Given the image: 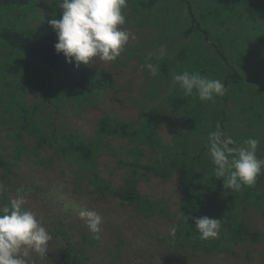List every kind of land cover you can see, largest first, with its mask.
Returning a JSON list of instances; mask_svg holds the SVG:
<instances>
[{
  "label": "rangeland",
  "instance_id": "obj_1",
  "mask_svg": "<svg viewBox=\"0 0 264 264\" xmlns=\"http://www.w3.org/2000/svg\"><path fill=\"white\" fill-rule=\"evenodd\" d=\"M32 1L35 5L34 8L31 6L27 8L26 24L41 32L50 30L52 27L47 21L54 16V11L50 8L52 0ZM241 1L248 11L259 10L261 14L264 13V0ZM156 8H160V19L165 18L174 25L172 29H168L165 37L160 26L155 24L157 17L154 16V12L153 23H146L144 19L147 16L143 15L141 11H135L127 0V7L123 9L126 23L121 27L134 33L136 38H130L123 51L131 47H139L144 52L142 53L144 61L141 62L136 57L127 61L125 55L121 53L119 56L121 64L119 65L115 64L116 61L105 63L98 60H94L87 66L81 64L82 68L94 73L99 70L110 71L114 77L113 86L105 88L97 96L89 98V103H81L78 108L69 104L65 108L61 106L59 110L53 112L50 111L49 106L46 109L44 107L40 112V117L47 125L45 133L49 134L51 128L54 127L55 135L59 139L64 134L94 138L98 120L102 115L107 114L114 119L123 121L136 120L141 113V104L148 101L153 102L155 107L159 104L162 106V109L158 111L160 114L171 116L167 103L162 102H164V96L165 98L168 95L176 97L183 93L179 85L173 86V77L179 73L172 67L162 71V75L159 73L153 77L149 73V77H147V69L142 68V65L146 62L153 63L155 58L160 57V52H157L158 49H156L158 47L166 49L165 56L172 59L177 55L176 48L182 46L187 54H185L184 61L186 60L190 66V72L198 71L210 79H219L225 86L227 80L230 79L228 77L238 79V84L233 91V109L229 107L228 102L232 99H224L229 95L228 91L223 97H216L222 104L220 108L222 113L217 115L215 120L217 123H220L221 120L225 122L228 119L229 111L231 118L226 122L225 128L223 123L221 130L236 141V146L241 145L248 138L257 139L258 137H260L259 145L261 146L264 143V107L261 110L259 105L263 104L260 99H264V89L262 88L264 38L260 41V37L264 36L258 31L259 27L254 25L255 13H252L253 17H251L250 23H243V20L239 19L237 15L234 18L223 12L224 17H219V26L214 28L215 32L213 33V29L208 27L209 31L213 33L212 37L206 36L203 32L189 33V37H185L183 30L192 24L187 11L180 8L175 0H159ZM202 9L199 7V10L202 11ZM184 18L186 21L183 20ZM234 19L236 24L232 23ZM218 40L224 45V48L215 44ZM151 45L157 46L151 48ZM258 48L263 53L258 52ZM221 49H223V55H221ZM196 54L199 56L198 58H195ZM248 54L252 61L255 59L257 62H252L248 58ZM257 54H261L259 58L263 59L262 61L258 62ZM150 55L151 59L149 60ZM241 57L244 59H240ZM124 61L126 63L122 64ZM236 62H238V66L235 65ZM71 64L75 66L74 62ZM254 76L257 80L254 79ZM48 80L51 90L57 86L54 77H49ZM248 84L252 86L257 84L260 87V92ZM246 89L247 94L244 96L243 91ZM194 96H190V99ZM38 100L36 94H29L23 101L31 105ZM198 100L200 101L197 103L198 110L210 107L206 101H201L199 98ZM257 101H259V105L253 109V114L254 117H257V112H262V123L253 119L255 124L248 125L244 117L251 113L249 108ZM204 113L206 116L207 112ZM182 119V114L177 112L175 122H180ZM12 126L15 128L2 126L0 129V151L3 152L4 158L13 161L19 145H26L27 148L19 160L14 159L15 165L12 173L3 172L0 168V184L5 187L3 193L6 192L11 200L15 198L18 187L23 186L28 190L26 203L22 208L35 212L52 236L48 243L46 257H40L29 251V254L24 257L27 264H60L59 254L63 250L66 240L85 248L87 264H163L161 257H166L167 254L172 255L175 252L173 248L175 244L169 241L168 237L171 228L176 227L177 211L183 198L177 175H173L166 182L150 177L139 184L138 188L143 196L167 203L165 215L143 221L136 215V210L133 207L126 204L120 205L118 201L110 197L103 200L97 198L98 196L92 193V187L87 185L86 178L77 182L80 180L75 175L78 165L73 160L58 155L48 143L43 144L42 148L35 149V139L28 131L20 129L16 125ZM180 129L184 131L183 128ZM248 131L251 135H247ZM158 132L164 143H172V132L169 125L161 123L158 126ZM17 133L19 134L17 135ZM198 139H201L199 133L194 139L195 150H198L197 148L206 142L204 137H202V141ZM106 142L111 150H104L101 153L95 161L93 169L105 180H108L113 187H117L127 172L126 167L120 168L118 160L127 159L125 152L130 144L127 140L117 138L108 139ZM146 160V157L142 158L141 162ZM88 176L90 177V174L85 175V177ZM216 199L217 207L213 205V199L207 198L204 216L217 219L221 215L220 213L228 210L223 196ZM235 204L234 211H229L233 215V219L236 214H238L237 218H244L249 230L258 234L256 239H246L234 244L222 241L221 243H225L226 249L230 253L206 254L203 250L193 251L180 246L178 250L180 260L173 261L171 264H264V201L259 202L258 207L253 204L244 206L243 210H239L242 207L239 200L236 199ZM81 210L95 211L101 215L102 224L100 225L99 239L93 241L95 235L89 231L84 221L79 217L78 213ZM181 251L184 254L181 255Z\"/></svg>",
  "mask_w": 264,
  "mask_h": 264
},
{
  "label": "trees",
  "instance_id": "obj_2",
  "mask_svg": "<svg viewBox=\"0 0 264 264\" xmlns=\"http://www.w3.org/2000/svg\"><path fill=\"white\" fill-rule=\"evenodd\" d=\"M128 1L135 11H141L143 15L147 16L144 19L146 23H153L154 12V16L157 17L155 24L160 26L164 37L167 36L168 29L173 28L172 22L165 18H159L160 8H156L159 0ZM175 1L180 8L187 11L188 17L192 20V24L183 30L185 37H189V33L198 32L212 37L211 34L215 32L214 28L219 26V17H224L223 12L234 18L237 15L239 19L243 20V23H250L251 17H253L252 13H255L254 25L259 27L258 31L264 36V13L261 14L259 10L248 11L241 0ZM60 2L61 0H52L50 8L54 11V18H59L61 14ZM34 5L32 0H0V129L2 126H9L13 129L15 127L12 125H16L20 129L27 130L35 139V149L42 148L43 144L48 143L58 155L71 159L78 165L75 175L80 180L77 182L86 178L87 185L92 187V193H95L97 198L103 200L110 197L118 201L120 205H129L136 210V215L143 221L165 215L167 203L143 196L138 188L139 184L150 177L166 182L173 175H177L183 198L177 211L175 236L169 235L168 237V240L175 244L173 247L175 252L172 255L167 254L166 257L162 256L163 264H171L173 261L180 260L178 254L180 246L193 251L203 250L206 254L230 253L226 249L225 243L234 244L246 239H256L258 234L249 230L244 218H237L238 214H236L233 219V215L229 211H234L236 208V199L242 204L239 210L252 204L258 207L259 202L264 201V169L257 177L254 186H244L240 191H233L223 186V178L215 177V166L208 155V135L216 130L217 125L221 129L224 123L225 128L226 122L231 118L228 111V119L225 122L221 120L220 123H217L215 120L217 115L222 113V109L220 110L222 104L218 98L215 97L214 103L206 101L210 105L208 109L198 110L197 103L200 101L197 96L193 95L192 99L190 96H184L183 93L176 97L168 95L165 98L164 96L162 103H167L171 116L160 114L158 111L162 109V106L159 104L155 107L153 102L149 101L141 104V113L136 120L123 121L104 114L98 120L94 138L64 134L59 139L55 135L54 127L51 128L49 134L45 133L47 125L40 117V112L44 107L46 109L49 106L50 111L53 112L59 110L61 106L65 108L69 104L78 108L81 103H89V98L97 96L105 88L112 87L114 77L108 70H99L94 73L82 66H73L66 61L62 53L57 54L54 47L58 42L57 35L52 28L41 32L26 24L27 8L30 6L34 8ZM199 7L203 8L202 11L199 10ZM183 20L186 21L185 18ZM232 23L236 24V20L234 19ZM208 27L213 29V33L209 31ZM263 38L261 36L260 41ZM215 44L224 48L220 40ZM156 46L151 45V48H156ZM156 49H158L157 52H160L161 48ZM257 51L263 53L259 48ZM142 53L144 52L139 47H131L122 52L127 61L136 57L141 62L144 61ZM175 53L177 55L172 59L165 55L162 58L154 59L153 63L158 64L161 75L162 71L172 67L178 73L189 71L190 66L186 60L184 61L186 54L184 48L178 46ZM223 54V49H221V55ZM198 57L196 54L195 58ZM205 57L207 58L206 54ZM250 57L248 54L249 59ZM259 57L261 54L256 55L258 62L263 60ZM240 59H244V57ZM115 61V64H121L119 57ZM252 62L257 61L254 59ZM125 63L126 61L122 64ZM235 65L238 66V62ZM49 77H54L57 85L52 90ZM147 77H149L148 70ZM228 78L230 79L226 82V89L229 95L224 99H232L228 102L229 107L233 109V91L238 84V79ZM254 79L257 80L255 76ZM248 85L260 92V87L257 84ZM262 88L264 89V81H262ZM29 94H36L40 101H35L31 105L26 104L23 100ZM246 94L247 89L243 91V95L246 96ZM260 101L263 102L262 105H259V101H257L250 106L251 113L244 117L246 124H255L253 119L262 123V112H257V115L255 114L257 117H254L253 114V109L256 106L259 105L261 110L263 109L264 99H260ZM205 111L207 112L206 116L204 115ZM177 112L182 114L183 119L176 123L174 119ZM161 123L171 127L172 143L162 141L158 132V126ZM239 125L241 126V122ZM180 128H183L184 131H181ZM197 133L201 137L198 140L202 141V137H204L206 142L200 145L198 150H195L194 139ZM247 135H251L249 131ZM112 138L127 140L130 144L125 152L127 159L118 160L120 168L126 167L127 172L117 187H113L108 180H105L93 169L94 163L101 153L104 150H111L106 141ZM257 140L260 141V137ZM258 146L256 155L258 158L264 159V143ZM25 148H27L26 145L17 147L13 161L5 159L3 152L0 151L1 170L12 173L15 165L14 159L19 160L25 153ZM145 157L147 160L141 162ZM87 174H90V177H85ZM221 196L224 197L228 210L220 213L221 215L217 218V220H221L219 235L217 238L202 240L192 218L204 216L208 197L213 199V205L217 207L216 198ZM9 203L10 199L6 192L0 193V207L7 206ZM95 239L93 238V241ZM222 241L225 243H221ZM180 253L184 254L183 251ZM87 259L85 248L82 245L71 243L70 240H66L64 248L59 254L60 264H87Z\"/></svg>",
  "mask_w": 264,
  "mask_h": 264
},
{
  "label": "clouds",
  "instance_id": "obj_3",
  "mask_svg": "<svg viewBox=\"0 0 264 264\" xmlns=\"http://www.w3.org/2000/svg\"><path fill=\"white\" fill-rule=\"evenodd\" d=\"M127 0H61L59 18L47 21L57 35L54 45L57 54H63L66 61L87 66L94 60L113 62L123 52L129 39L135 34L121 27L126 23L123 9ZM166 49H160V57ZM151 55L149 56V60ZM150 75L159 74V66L151 62L142 65ZM179 85L184 96H197L201 101H214L223 97L225 84L219 79H210L198 71H183L173 77V86ZM259 140L248 138L241 145L222 131L217 125L208 135V154L215 166V177L223 178V186L240 191L242 187L254 186L257 177L264 169V159L256 155ZM5 190L0 184V193ZM28 190L23 186L16 189L15 198L9 205L0 209V264H27L24 257L29 251L40 257H46L48 243L52 239L50 232L37 214L24 210ZM79 217L91 233L99 239L102 217L95 211L81 210ZM200 239L217 238L221 220L206 216L192 218ZM175 227L170 235L175 236Z\"/></svg>",
  "mask_w": 264,
  "mask_h": 264
}]
</instances>
